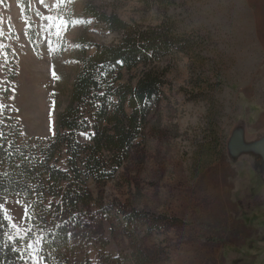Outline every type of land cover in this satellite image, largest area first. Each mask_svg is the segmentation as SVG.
<instances>
[{"label":"rangeland","instance_id":"1","mask_svg":"<svg viewBox=\"0 0 264 264\" xmlns=\"http://www.w3.org/2000/svg\"><path fill=\"white\" fill-rule=\"evenodd\" d=\"M93 1L141 28L158 24L164 11L197 46L165 64L162 94L123 166L103 186L87 182L100 199L81 219L87 235L73 236L67 264L106 257V264H137L136 253L145 256L141 264H264V0ZM82 2L27 0L24 10L20 0H0V104L24 138L53 133L80 66V33L103 44L120 37L93 19L82 22ZM48 16L67 21L66 30L49 31ZM105 204L166 221L129 236L118 207L103 213ZM0 205L11 235L26 240L21 264H33L29 242L35 264H45L38 239L27 236L24 200L6 196Z\"/></svg>","mask_w":264,"mask_h":264},{"label":"trees","instance_id":"2","mask_svg":"<svg viewBox=\"0 0 264 264\" xmlns=\"http://www.w3.org/2000/svg\"><path fill=\"white\" fill-rule=\"evenodd\" d=\"M20 1L28 10L27 0ZM81 5L78 18L82 22L93 19L120 37L109 44L96 43L85 33L77 37L80 66L72 76L65 105L55 114L53 133L43 139L22 137L7 103L0 104V202L13 195L24 200L29 214L25 218L27 236L38 239L45 264H67L73 236L83 231L86 237L81 219L90 203L100 199L87 182L103 186L123 166L135 139L143 136L147 114L162 94L166 65L174 54L197 46L183 38L164 11L158 24L141 28L99 10L93 0H83ZM89 47L94 48L91 54ZM79 133H86L88 139L81 142ZM101 207L103 213L118 207L124 233L129 236L141 224L148 232L152 225L166 221L124 205ZM25 241L11 235L0 209V264H21ZM144 258L140 253L134 255L137 264ZM108 261L103 259L105 264Z\"/></svg>","mask_w":264,"mask_h":264},{"label":"snow or ice","instance_id":"3","mask_svg":"<svg viewBox=\"0 0 264 264\" xmlns=\"http://www.w3.org/2000/svg\"><path fill=\"white\" fill-rule=\"evenodd\" d=\"M60 2L63 3L64 0H60ZM45 19L49 22L48 23L49 31L55 30L57 35L60 34L61 27H63L65 30L67 28V21L63 20V18H61V17H57L54 19L53 17L48 16ZM53 76L55 77V73H53ZM2 208H3V205H0V209H2ZM25 218H29V214H28L27 210H25ZM9 239H11V237H9ZM20 239L23 240L22 237H20ZM27 248L29 249V254H30L31 258L33 259V264H35L37 257L34 254L32 242L28 243Z\"/></svg>","mask_w":264,"mask_h":264},{"label":"bare ground","instance_id":"4","mask_svg":"<svg viewBox=\"0 0 264 264\" xmlns=\"http://www.w3.org/2000/svg\"><path fill=\"white\" fill-rule=\"evenodd\" d=\"M29 105V104H28ZM32 106V108H34L35 106H33V105H31ZM37 107H38V109H39V112H43V107H42V104H41V100H40V103H38V105H37ZM35 109V108H34ZM39 116V115H38ZM37 117V116H36ZM35 117V118H36ZM35 118H33V119H35ZM41 118V117H40ZM40 118H38V119H40ZM37 120V119H36ZM35 122H38V121H35Z\"/></svg>","mask_w":264,"mask_h":264},{"label":"water","instance_id":"5","mask_svg":"<svg viewBox=\"0 0 264 264\" xmlns=\"http://www.w3.org/2000/svg\"><path fill=\"white\" fill-rule=\"evenodd\" d=\"M260 152L261 158H263V163H264V145H262V147L259 148L258 153Z\"/></svg>","mask_w":264,"mask_h":264}]
</instances>
